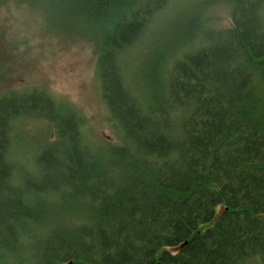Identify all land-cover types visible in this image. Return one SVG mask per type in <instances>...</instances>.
I'll return each mask as SVG.
<instances>
[{
    "label": "trees",
    "instance_id": "16d2710c",
    "mask_svg": "<svg viewBox=\"0 0 264 264\" xmlns=\"http://www.w3.org/2000/svg\"><path fill=\"white\" fill-rule=\"evenodd\" d=\"M20 2L91 43L117 138L48 90L0 92V264H264V0ZM218 6L231 27L207 26Z\"/></svg>",
    "mask_w": 264,
    "mask_h": 264
},
{
    "label": "rangeland",
    "instance_id": "374dc122",
    "mask_svg": "<svg viewBox=\"0 0 264 264\" xmlns=\"http://www.w3.org/2000/svg\"><path fill=\"white\" fill-rule=\"evenodd\" d=\"M206 18L207 26L213 29L232 26L231 12L226 6L211 9ZM164 26L161 24L151 39L162 42ZM58 35L46 25L39 10L20 0H0V92L33 86L48 90L85 117L91 142L114 141L117 132L102 99L93 46ZM24 123L14 142L21 165L32 155L34 145H40V134L48 129L40 120Z\"/></svg>",
    "mask_w": 264,
    "mask_h": 264
}]
</instances>
